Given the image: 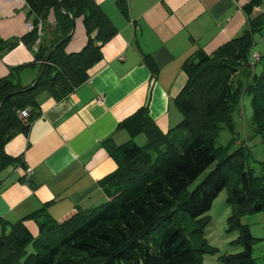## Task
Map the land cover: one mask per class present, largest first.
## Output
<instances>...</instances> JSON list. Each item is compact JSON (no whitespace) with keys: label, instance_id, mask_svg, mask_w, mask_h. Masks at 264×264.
<instances>
[{"label":"trees","instance_id":"1","mask_svg":"<svg viewBox=\"0 0 264 264\" xmlns=\"http://www.w3.org/2000/svg\"><path fill=\"white\" fill-rule=\"evenodd\" d=\"M26 2L33 30L23 41L33 49L40 40L35 64L43 76L35 89L17 82L14 72L18 69L0 80V174L12 166H24L22 157L6 153V146L17 134L28 133L38 117L34 112L39 110V97L47 93L61 101L72 94L89 79V71L103 58V47L118 33L94 0ZM263 5L264 0H251L244 11L249 16ZM117 6L129 16L128 0H117ZM77 20H82L88 43L80 53L68 54L65 46ZM263 31L264 14L250 20L241 36L214 53L200 49L185 62L188 81L176 99L183 116L176 130L186 135L182 141L162 133L147 108L119 125L131 140L120 146L111 139L105 142L118 166L101 183L106 203L79 210L63 221L47 217L45 210L15 224L0 219L10 229L0 235V264H204L206 255L218 256L221 264H258L253 252L260 239L242 219L264 212V176L248 167L251 152L246 143L234 152L231 144L237 136L234 114L244 94L253 97L252 122L264 143V55L255 64L251 60L255 36ZM144 61L153 74L158 73L151 57ZM259 64L260 74L255 70ZM24 109L31 110L30 118L34 113L28 124L19 117ZM224 130L234 137L227 146H217ZM141 136L147 140L144 146L137 143ZM227 187V204L232 209L228 232L239 233L232 245L242 250L220 254L206 238L210 218L205 215ZM184 215L195 223L191 230L182 224ZM27 219L38 221V237L26 228ZM31 246L34 253L27 251Z\"/></svg>","mask_w":264,"mask_h":264},{"label":"crops","instance_id":"2","mask_svg":"<svg viewBox=\"0 0 264 264\" xmlns=\"http://www.w3.org/2000/svg\"><path fill=\"white\" fill-rule=\"evenodd\" d=\"M94 1L118 33L103 47V58L89 71V79L61 101L42 94L28 133L17 134L7 144L6 153L22 157L24 163L0 174V219L9 224L41 210L63 221L106 203L101 183L118 166L105 142L128 143L131 137L119 125L143 108L170 139H185V133L176 130L183 120L176 99L188 81L185 62L200 49L214 53L264 14V5L246 14L244 6L251 0H128L125 17L117 0ZM30 20L26 0H0V80L15 73L23 87L34 85L41 74L35 46L31 49L23 41ZM255 41L253 51L262 55L264 31ZM87 43L86 29L77 20L65 50L77 54ZM146 56L156 64L157 74L145 63ZM26 170H33L28 183ZM2 221L0 233L9 231ZM24 223L39 236L37 220Z\"/></svg>","mask_w":264,"mask_h":264},{"label":"rangeland","instance_id":"3","mask_svg":"<svg viewBox=\"0 0 264 264\" xmlns=\"http://www.w3.org/2000/svg\"><path fill=\"white\" fill-rule=\"evenodd\" d=\"M260 42V41H259ZM258 42V44H259ZM257 41H255V44ZM257 44V45H258ZM255 47V46H254ZM258 49H260L258 47ZM255 54H259L260 58L262 55L258 52L252 51L251 60ZM260 60V59H259ZM258 60V61H259ZM255 61L254 63H257ZM256 73L260 74L262 71V65L259 64L256 66ZM253 97L249 94H244L241 100L240 110L234 114V119L237 128L236 140L231 144L232 150L234 152L244 143L247 144L251 156L248 158V167L254 170L255 174L258 176H264V143L262 137L257 135L255 132V127L252 122L253 118ZM227 131H223L218 138L216 145L217 146H227L233 139ZM137 143L141 146H144L147 143L146 137L141 136L137 139ZM216 167L214 164L208 171H206L196 182L192 184L189 188V192L195 190V188L205 179V177ZM229 193V187L225 188L218 198L214 201L212 209L205 217L210 218V224L205 229L206 238L209 244L219 250L220 254H230L240 252L242 249L232 245L233 241H236L239 237L238 232L229 233L228 232V219L232 215V209L227 204ZM183 225H187L190 230L195 224L192 219L187 215H184ZM245 225H248L251 229L253 236L256 239H260L254 245V258L257 260L258 264H264V212L256 215H248L242 219ZM194 230V229H193ZM10 231V230H9ZM6 232V233H9ZM2 233H0L1 235ZM28 253H34L33 247L27 249ZM204 264H221L218 261V256H204Z\"/></svg>","mask_w":264,"mask_h":264},{"label":"built area","instance_id":"4","mask_svg":"<svg viewBox=\"0 0 264 264\" xmlns=\"http://www.w3.org/2000/svg\"><path fill=\"white\" fill-rule=\"evenodd\" d=\"M41 27L42 26L40 25V30H41ZM29 29H30V31L33 30V26L31 24H29ZM39 43H40V40L37 41L35 49H37V46L39 45ZM259 59H260V55L259 54H255L253 59H252V64H255L254 62L258 61ZM102 101H103V99L100 98L99 102H102ZM30 115H31V110L30 109H24V110L19 111V117L26 124L29 123ZM32 176H33V170H26V173L24 175L25 181L27 183L30 182Z\"/></svg>","mask_w":264,"mask_h":264},{"label":"water","instance_id":"5","mask_svg":"<svg viewBox=\"0 0 264 264\" xmlns=\"http://www.w3.org/2000/svg\"><path fill=\"white\" fill-rule=\"evenodd\" d=\"M64 42V41H63ZM62 44V43H61ZM60 44V45H61ZM60 45H58V46H60ZM55 51V50H54ZM53 51V52H54ZM53 52H52V54H53ZM43 76V71L41 72V74H40V76H39V78L37 79V81L34 83V85L32 86V88L31 89H35L36 87H37V84H38V82H39V80L41 79V77ZM2 109V105H1V107H0V110Z\"/></svg>","mask_w":264,"mask_h":264}]
</instances>
